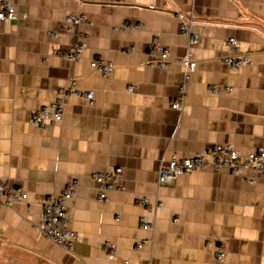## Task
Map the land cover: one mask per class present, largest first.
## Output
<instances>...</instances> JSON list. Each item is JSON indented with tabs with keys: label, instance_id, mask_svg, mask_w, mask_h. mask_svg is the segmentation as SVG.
<instances>
[{
	"label": "crops",
	"instance_id": "crops-1",
	"mask_svg": "<svg viewBox=\"0 0 264 264\" xmlns=\"http://www.w3.org/2000/svg\"><path fill=\"white\" fill-rule=\"evenodd\" d=\"M7 1L17 19L0 21V182L27 198L0 206V264H264L258 175L207 170L156 185L161 163L173 155L264 147V0ZM175 13L192 17L194 45ZM69 15L83 20L69 24ZM155 38L169 54L165 70L155 66ZM230 38L252 66L229 70ZM79 45L78 61L62 57ZM188 55L196 68L181 95L180 62ZM91 61L109 64L111 73ZM73 87L92 91L93 103L69 95ZM60 90L67 93L62 121L31 126V115ZM181 96L183 110L172 109ZM115 169L122 171L116 190L100 203L91 175ZM74 180L67 213L79 241L63 251L41 235L40 215ZM142 196L148 209L138 204ZM141 216L154 219L153 231L141 229ZM141 241L147 244L137 249ZM108 244L117 248L113 260Z\"/></svg>",
	"mask_w": 264,
	"mask_h": 264
},
{
	"label": "built area",
	"instance_id": "built-area-1",
	"mask_svg": "<svg viewBox=\"0 0 264 264\" xmlns=\"http://www.w3.org/2000/svg\"><path fill=\"white\" fill-rule=\"evenodd\" d=\"M174 17L180 22V32L188 37L189 45L196 43L197 37L192 32L193 21L192 17L185 18L180 13H175ZM17 19V11L7 1L0 0V21L11 22ZM83 20L82 16L69 15L67 23L80 24ZM138 25L130 24L129 29H135ZM227 49V55L224 57L223 62L229 67L230 71H238L243 67L252 66L250 58L246 55L239 53V42L230 38L225 41ZM84 47L82 45L74 47L73 51L62 53V57L69 62H76L80 58L81 50ZM150 50L158 54L159 60L155 64L161 70L168 68L169 58L168 51L159 44L155 39L151 42ZM90 66L94 69H98L99 73L104 76H108L111 73V67L109 64H105L102 61H91ZM182 73V85L180 87V93L183 95L185 87L189 83L190 74L194 72L196 68V62L190 55L184 57L180 62ZM132 88L129 92H132ZM212 94H219L220 91L217 87H210ZM225 92H229L230 89H224ZM58 98L50 102L48 105L41 106L36 110L30 118V125L37 128H45L51 125L59 124L64 115V100L63 97L67 94L64 90L58 92ZM69 95H74L81 100L93 103L94 93L92 91H80L73 87L68 91ZM171 108L177 111H181L184 108L183 97L176 99L172 102ZM227 170L230 174L246 177V171H251L255 175H258L264 180V147L254 149L240 155L234 146L216 145L210 149L203 150L199 153H195L188 158L179 159L176 155H173L166 163L162 162L158 174L156 185L158 188L167 186L170 183L175 182L181 176H187L197 171H221ZM121 169H115L113 171H95L92 173V179L99 186V193L97 200L100 203H107L109 201L107 193L116 190L115 183L121 178ZM78 182L76 180L69 183L63 188V190L57 194L49 197L43 204L41 209V224L39 231L47 240L53 243L55 246L63 251H70L72 245L79 241V236L70 228V217L67 213V202H69L75 195ZM26 193L20 188L11 187L3 182H0V206L9 208L15 202L26 200ZM138 204L143 209L150 207L149 199L147 196L139 197ZM161 203L156 204L157 207H161ZM139 224L144 231H153L155 228L154 219L147 216H141L139 218ZM146 241H141L136 245L137 249H142L146 246ZM107 257L109 260L114 259V254L117 248L113 244L107 245ZM217 259L222 261L225 257L223 250H219Z\"/></svg>",
	"mask_w": 264,
	"mask_h": 264
}]
</instances>
